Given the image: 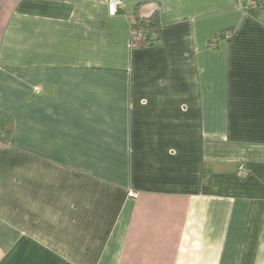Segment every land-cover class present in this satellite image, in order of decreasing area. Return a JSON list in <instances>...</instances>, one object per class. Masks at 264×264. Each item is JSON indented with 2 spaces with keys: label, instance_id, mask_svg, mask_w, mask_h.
Listing matches in <instances>:
<instances>
[{
  "label": "crops",
  "instance_id": "0c3cea01",
  "mask_svg": "<svg viewBox=\"0 0 264 264\" xmlns=\"http://www.w3.org/2000/svg\"><path fill=\"white\" fill-rule=\"evenodd\" d=\"M0 65V264H264V9L0 0Z\"/></svg>",
  "mask_w": 264,
  "mask_h": 264
},
{
  "label": "built area",
  "instance_id": "2783aa9c",
  "mask_svg": "<svg viewBox=\"0 0 264 264\" xmlns=\"http://www.w3.org/2000/svg\"><path fill=\"white\" fill-rule=\"evenodd\" d=\"M122 5V0H109V7L112 12H116L117 8ZM248 7L251 10H259V9H264V0H248ZM146 36L145 31L143 30H133L132 32V39H131V44L133 47H137L139 41L143 40ZM230 37L229 34H227V38ZM2 70V66L0 65V72ZM238 176L241 179L247 178L250 175V170L249 168L244 165L240 164L238 167ZM131 195H136L135 193L131 192Z\"/></svg>",
  "mask_w": 264,
  "mask_h": 264
},
{
  "label": "trees",
  "instance_id": "16d2710c",
  "mask_svg": "<svg viewBox=\"0 0 264 264\" xmlns=\"http://www.w3.org/2000/svg\"><path fill=\"white\" fill-rule=\"evenodd\" d=\"M138 21L135 24L134 30H143L146 33V36L143 40L139 41L137 47L142 46V45H150L154 42L155 38L152 36V33L150 31V27L154 26L152 23L146 24L147 27H145V23L141 18H137ZM145 27V29L143 28ZM149 29V31L147 30Z\"/></svg>",
  "mask_w": 264,
  "mask_h": 264
}]
</instances>
